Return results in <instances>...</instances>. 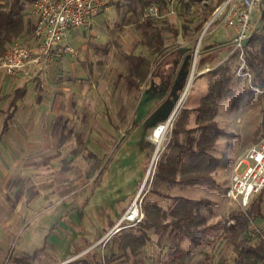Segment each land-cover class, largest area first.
<instances>
[{
    "label": "rangeland",
    "instance_id": "1",
    "mask_svg": "<svg viewBox=\"0 0 264 264\" xmlns=\"http://www.w3.org/2000/svg\"><path fill=\"white\" fill-rule=\"evenodd\" d=\"M161 4L166 11L162 12ZM178 4L155 0V4L150 6L157 7V14L145 16L146 9L150 7L148 5L144 8L143 15L145 18L155 17L157 21H162L165 14L186 18L199 11L196 5L186 10L185 15H180ZM214 8L213 5L203 13L206 18L200 32L199 27L193 29L187 26L188 29L183 31L182 37H178L177 25H169L170 36L167 41H163V51L151 58L154 66L151 67L150 77L141 88L129 90L126 82L122 80L128 68L125 55L129 53L135 39L122 40V44L117 40L113 46L109 42L103 45L102 52L94 57L98 59V68L95 70L90 66L84 71L79 66L78 62L81 61L77 57L76 62H72L73 69H76L74 74L68 70L60 72L59 75L52 72L50 74V68L61 61V58L54 60L45 71L38 73L37 93H41L44 98L55 96L59 101V108L50 123V145H45L34 156H27L29 162L24 166L25 171L35 161L36 173L30 174L21 168L22 178L19 176L17 180L18 176L13 175V180L0 187V264H15V258L30 260L32 251L40 247L42 250L37 252L40 254L35 264H83L86 260L92 264H148V260L155 264H195L197 260L207 264H233L235 255L223 230L215 233L208 245H203L194 254L180 259L175 253L180 244V234L173 235L174 231L170 228L160 238L159 254L155 253L156 249L152 251L146 249L145 245L126 240L125 234L129 231L136 235L142 233L145 218L142 223L126 227L114 233L115 235L106 231L102 237L83 241L75 240V235L74 238L69 236L67 239L66 232L56 231L53 227L60 221L61 213L57 208L49 210L63 202L67 195L76 193L90 182L74 197V201H80L82 195L84 199L89 198V210L84 214L85 224L88 219L92 222L91 225L95 224L97 230H100L105 226L108 215L115 217L116 210L121 213L120 220L137 196L145 214L149 196L162 189V181L157 177L159 164L169 153L167 147L173 140L181 111L196 109L200 105L202 98L209 92L210 83L217 79V75L210 71L223 63L231 68V86L235 97L218 103L215 120L225 131V135L219 137L211 152L226 163L216 170L219 184L213 191L217 199V218L211 217L210 205L202 208L206 211L203 215L205 218H213L211 221L218 225H226L231 221L233 213L248 209L254 211L260 204L262 217L251 222L249 235L253 245H258L260 241L264 243V190L243 207L239 202L229 199L226 194L228 188L222 186L231 182L234 165L244 151L264 138V91L252 90L253 73L246 67L242 55L227 49L232 44V38L224 34L226 31L219 21L211 24L202 39L195 77L185 102L175 118L168 123L167 130L159 137V143L154 139V130L158 125L167 122L183 94L193 66L196 44L205 24L212 17ZM263 11L264 5L253 14V25L258 34L264 35L261 20ZM159 42L156 38L153 47ZM7 45L0 40L1 55ZM247 49L249 47L246 44L245 52ZM173 52L181 53L180 65L175 68L177 71L173 68L167 70L166 76L163 75L157 82L154 78L160 75L157 67L164 58L162 55H171ZM86 58L90 60V57ZM140 113L151 114L140 118L138 126L126 142L128 131L136 122L135 117L142 115ZM196 116L197 112L192 113L184 124L188 128L195 127ZM45 123L43 121V127ZM194 135L198 136V132ZM187 138L185 133L179 135L180 142ZM87 150L95 153L99 160L96 156L85 158ZM100 164L106 168L94 180V175L100 168L93 173L92 166ZM100 178L103 181L96 184ZM33 184L40 198L36 204L26 205L25 193ZM123 201L125 206L117 208ZM70 203V200L65 202L66 205ZM164 217L166 220L171 219L169 214ZM39 219L44 222H37ZM18 221L19 224L16 223ZM31 222L35 223L33 226L37 228L36 231L31 230L33 226L28 229ZM79 225L81 229L82 225ZM80 229L77 233L86 236ZM99 232L101 235L102 231Z\"/></svg>",
    "mask_w": 264,
    "mask_h": 264
},
{
    "label": "crops",
    "instance_id": "2",
    "mask_svg": "<svg viewBox=\"0 0 264 264\" xmlns=\"http://www.w3.org/2000/svg\"><path fill=\"white\" fill-rule=\"evenodd\" d=\"M173 2L179 3L178 13L180 15L182 13L184 14L186 10H189L192 7H196V5L199 11L193 16H188L186 18H175L168 14H165L163 15L162 21H157V18L155 17L145 18V16L143 15L144 8L148 5L150 6L155 4V0H113L106 11L99 15L91 17L87 26L73 28L67 33L65 43L72 45L78 51V54L76 56H72L70 54L63 56L61 58V61L50 68V74L52 72V74L59 75L60 72H63L65 70L73 71L74 74V70L76 69H73L74 65L72 64V62H76L77 57L80 58L79 61L81 62H78V64L81 68L83 67V70H86L90 66H92L95 70L98 68L96 66L98 59L96 60L94 59V57L102 52L103 45L109 42L110 45L113 46L115 45L117 40L122 44V40L124 41L125 39H135V42L131 46L129 53L125 56L130 55L136 58L143 57L150 63L148 75L142 82L140 86L141 88L143 83L150 77L152 71L151 67L153 68L154 66L151 58L154 56H158L160 52L163 51V41H167L170 36L169 25H177L176 27L178 37H182L183 31L188 29L187 26H190V28L193 29L199 27L200 29L198 30L200 32L203 27V21L206 18V15L203 13H206L208 9H211V6H216L217 3H219L218 0H174ZM10 3L11 1L9 0H0V10L9 11ZM18 5L20 6L19 13L15 17L18 18V20L19 18H21L20 20L22 22V31L18 34L15 31H12L11 33L0 32V40L5 41V35H8L9 39H11L10 41H6L8 45L4 48L3 54L5 53L8 46L16 40H22L29 45L34 44L33 29L37 21V15L34 11V5L28 0H19ZM160 6L162 12L166 11L162 4ZM224 34L226 36H230V33L227 31ZM156 38H158L160 42L156 47H153L154 40ZM227 49L230 52L231 45L228 46ZM172 54L170 55V53H167L165 55H162V58H164L159 63V67H157L158 70H160V75H156V77L154 78V80H156L157 82H159L163 75L168 73L167 70H170L172 68L174 70L175 68L179 67L181 53L173 52ZM2 55L0 54V57ZM83 56H85V59L83 58ZM86 56L90 57V60H88ZM40 72L42 71H38L37 68H33L27 74L10 76L7 75L2 68H0V187L2 184H8L11 179L13 180V175L14 177L18 176L17 180H19V176H21L22 178L23 176L21 175L22 173L20 174V171L21 168L23 171H25L24 166L29 162L27 161V156H34L37 154V151L45 148V145H50V123L59 108V101L55 96L51 98H44L41 93H37V75ZM124 76L122 77L123 81H125ZM168 80L169 79L167 78V82ZM140 114H142L140 117H135L136 122L132 124L131 130L128 131V138L126 142L128 141L130 134L138 126L140 118H146L151 113ZM154 119L156 120V117ZM43 121H46L44 127ZM194 122H196V117H194ZM249 148H247L246 151ZM246 151H244V153ZM89 153L95 155V153H93L91 150H87L85 158L89 159ZM211 154L213 153L211 152ZM32 163L33 166L29 167V170L25 172H28L30 174L36 173L35 169H37V164L35 163V161H33ZM101 168L104 169L106 167H103L100 164V169ZM99 171L96 175H94V180L97 179ZM216 173L217 171L214 172L213 176L217 184H219ZM87 176L89 177V172ZM100 180L96 181V184L101 183L103 181V178H100ZM89 184L90 182L79 189L76 193L73 192L67 195L66 199L63 202L58 205L56 204L49 209L52 210L53 208H57V210L60 211V221L56 222L53 228H55L56 231L58 230V232H66L67 239H69V236L71 238L73 236L74 238V235L76 236V238H74L75 240L82 239L83 241H90V239L102 237L106 231L107 233H109L113 229V227L119 221L118 219L121 217V213L116 210L115 217H111L108 215V220L105 223V226H103V228L100 230H97V227L94 226L95 224L91 225L90 223L92 222H90L88 219L86 220L85 224L84 214L86 210H89V198L84 199V196L82 195L83 197H80V201H74V197H77L80 192ZM91 184L93 183L91 182ZM229 185L222 186L229 188ZM160 187L162 188L161 191L152 193L147 199V202L155 203L162 209L163 212L169 214L173 210L176 205V201L174 200L175 198L181 197L190 200L207 199L211 203L209 210L211 217L217 218L216 209L218 207L216 195L213 191L215 189L214 187L206 186L205 184L170 185L163 181ZM25 197L26 205L32 206L37 203L40 196L38 195L37 188L34 184L27 188ZM68 200H70L71 203L69 205H66L65 202ZM125 201L119 204L117 208L125 206ZM20 212L22 213V211ZM200 212L202 214H205L206 211H203V209L201 208ZM206 218L208 224H216L211 221L213 218H209L207 216ZM42 221L44 222V220H40L37 222ZM169 221L170 219L166 220L167 223ZM16 223L19 224V221ZM34 224V222H31L28 229L30 230V227ZM79 224L82 225L81 229L79 227ZM85 225L87 226L85 227ZM33 227L34 228L31 230L36 231L37 228L35 226ZM169 228L170 230L174 231L173 235L178 233L177 230H174L172 227H168L165 229H157L152 227L148 229L146 231L148 240L144 244L145 248L151 249L152 251L156 249L155 253L159 254V244L161 242L160 238L164 237L165 230ZM79 229L83 230L86 236L77 233ZM99 231H102L101 235H99ZM178 240V243H180L181 245H178L177 243L178 246L176 247V250L178 248H182L184 251H187L188 253L190 252L189 254L191 255L194 254L196 250L200 249L203 245H208L210 243L209 241L208 243L196 246L188 238H181V235L178 237ZM80 244L81 243H79V245ZM41 250V247L34 249L32 251L30 260L15 258L14 262L15 264H35L38 258L37 255L40 254H37V251L39 252ZM199 261L200 260H197V262ZM83 262L92 264L87 260ZM148 264L155 263L148 260Z\"/></svg>",
    "mask_w": 264,
    "mask_h": 264
},
{
    "label": "trees",
    "instance_id": "3",
    "mask_svg": "<svg viewBox=\"0 0 264 264\" xmlns=\"http://www.w3.org/2000/svg\"><path fill=\"white\" fill-rule=\"evenodd\" d=\"M9 11L0 10V32L17 34L22 31L21 18H16L19 13V0H9ZM221 0H218L220 2ZM264 26V11L261 16ZM5 41H10L5 35ZM249 49L245 52V62L248 69L253 73L251 82L252 90L264 91V35L253 31L247 42ZM1 48V47H0ZM128 68L124 79L130 89L140 88L142 82L148 75L150 63L143 57L126 56ZM217 75V79L209 85V92L202 98L200 105L196 109H185L181 111L176 122L173 133V140L169 148V153L165 155L159 164L158 179L170 185H196L205 184L217 187L214 179V172L225 165L222 158L213 156L210 152L220 136L225 135V131L219 127L215 117L218 112V103L231 100L235 97L232 88L231 68L227 63L220 64L210 71ZM197 112L196 127L188 128L184 121H188L190 115ZM264 125V124H263ZM198 132V136L194 135ZM185 133L188 138L180 142L179 135ZM90 157L95 155L89 153ZM100 165L92 166L95 173ZM103 168L100 169L102 172ZM98 174V176H99ZM176 205L169 213L170 221L167 223L162 209L155 203H149L145 212V222L142 233L136 235L129 231L125 238L130 243L144 245L148 240L146 231L152 227L165 229L172 227L181 235V238H188L196 246L208 243L210 237L223 230L226 240L231 246L235 255L233 264H264V243L260 241L258 245L252 244L249 235L251 222L262 217L260 204L253 210L239 211L231 215V221L226 225L208 224L205 216L200 212L201 208L210 205L207 199L190 200L186 198H175ZM253 211V212H252ZM38 252V251H37ZM177 257L185 258L189 255L187 251L178 248L175 252ZM38 254V253H37ZM36 256V255H35ZM38 256V255H37ZM23 262V261H20ZM83 264H89L83 262ZM195 264H207L199 261Z\"/></svg>",
    "mask_w": 264,
    "mask_h": 264
},
{
    "label": "built area",
    "instance_id": "4",
    "mask_svg": "<svg viewBox=\"0 0 264 264\" xmlns=\"http://www.w3.org/2000/svg\"><path fill=\"white\" fill-rule=\"evenodd\" d=\"M33 3L37 21L33 29L34 44L16 40L0 57V68L7 75L27 74L33 68L45 71L57 59L78 51L65 43L67 33L73 28L89 24L91 17L106 11L113 0H28ZM167 2L174 0H165ZM264 5V0H221L215 6L212 17L205 24L202 39L211 24L220 22L232 38L231 52L242 55L245 62V47L253 31V14ZM157 7L146 9L145 16H153ZM205 28V27H204ZM195 52V51H194ZM199 54V53H198ZM247 67V65H246ZM248 68V67H247ZM168 122L158 125L159 136L167 130ZM156 129L154 130V134ZM264 190V138L249 148L235 164L227 197L247 206L255 195ZM145 214L137 196L110 234L144 221Z\"/></svg>",
    "mask_w": 264,
    "mask_h": 264
},
{
    "label": "bare ground",
    "instance_id": "5",
    "mask_svg": "<svg viewBox=\"0 0 264 264\" xmlns=\"http://www.w3.org/2000/svg\"><path fill=\"white\" fill-rule=\"evenodd\" d=\"M206 28H207V25L205 26L204 30H206ZM201 43H202V36L199 37L198 42L196 44V49H195V52L193 54V66H192V69L190 72L189 79L187 81V84L185 86L183 94L178 101L176 108L174 109V111L171 113L169 119L167 120L168 123L171 122L175 118V116L177 115L179 108L185 102L186 96L188 95V92H189V89L191 88V86L193 84V80H194L195 73H196V63H197V58H198V53H199ZM154 136H155L154 139L156 140L155 142L159 143V141H160L159 137L160 136H159V131L157 130V128H156V133L154 134ZM156 158H157V154H155V160H156Z\"/></svg>",
    "mask_w": 264,
    "mask_h": 264
}]
</instances>
